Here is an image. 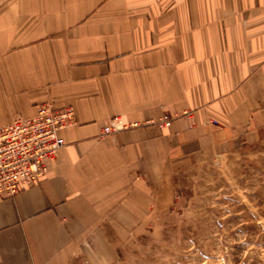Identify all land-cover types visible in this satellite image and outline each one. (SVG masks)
<instances>
[{
	"label": "crops",
	"instance_id": "1",
	"mask_svg": "<svg viewBox=\"0 0 264 264\" xmlns=\"http://www.w3.org/2000/svg\"><path fill=\"white\" fill-rule=\"evenodd\" d=\"M45 102L74 123L0 196V264H115L110 232L164 199L165 169L264 137V0H0V126Z\"/></svg>",
	"mask_w": 264,
	"mask_h": 264
},
{
	"label": "rangeland",
	"instance_id": "2",
	"mask_svg": "<svg viewBox=\"0 0 264 264\" xmlns=\"http://www.w3.org/2000/svg\"><path fill=\"white\" fill-rule=\"evenodd\" d=\"M164 173L157 207L110 232L115 264H264V137Z\"/></svg>",
	"mask_w": 264,
	"mask_h": 264
},
{
	"label": "built area",
	"instance_id": "3",
	"mask_svg": "<svg viewBox=\"0 0 264 264\" xmlns=\"http://www.w3.org/2000/svg\"><path fill=\"white\" fill-rule=\"evenodd\" d=\"M170 120L165 115L156 124L169 126ZM73 123L71 106L57 107L53 102H45L37 106L33 116L15 117L0 126V196L13 197L22 188L37 184L66 144L60 131ZM137 126L135 123L132 127ZM126 128L119 116H113L101 135H114Z\"/></svg>",
	"mask_w": 264,
	"mask_h": 264
}]
</instances>
